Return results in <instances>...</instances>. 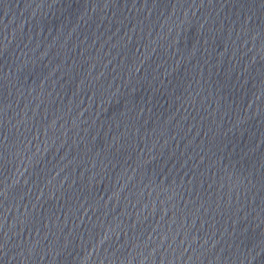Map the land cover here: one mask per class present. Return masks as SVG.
Returning a JSON list of instances; mask_svg holds the SVG:
<instances>
[{
	"label": "water",
	"instance_id": "95a60500",
	"mask_svg": "<svg viewBox=\"0 0 264 264\" xmlns=\"http://www.w3.org/2000/svg\"><path fill=\"white\" fill-rule=\"evenodd\" d=\"M0 264H264V0H0Z\"/></svg>",
	"mask_w": 264,
	"mask_h": 264
}]
</instances>
